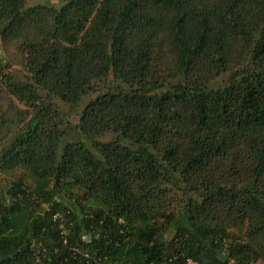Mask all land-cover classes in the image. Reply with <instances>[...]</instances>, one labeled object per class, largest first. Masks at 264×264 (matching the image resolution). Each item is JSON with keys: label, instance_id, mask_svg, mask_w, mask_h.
Returning a JSON list of instances; mask_svg holds the SVG:
<instances>
[{"label": "trees", "instance_id": "obj_1", "mask_svg": "<svg viewBox=\"0 0 264 264\" xmlns=\"http://www.w3.org/2000/svg\"><path fill=\"white\" fill-rule=\"evenodd\" d=\"M26 2L0 264L264 263V0Z\"/></svg>", "mask_w": 264, "mask_h": 264}, {"label": "rangeland", "instance_id": "obj_2", "mask_svg": "<svg viewBox=\"0 0 264 264\" xmlns=\"http://www.w3.org/2000/svg\"><path fill=\"white\" fill-rule=\"evenodd\" d=\"M70 0H27L26 6H52L55 8H60L65 3ZM0 73H9L14 75L18 79H24L27 74L25 55L22 53L17 46L14 44L6 45L0 36ZM1 106L6 118L11 119L16 115L19 109H25V106L17 101L6 89L1 91ZM66 112H70L68 106H63ZM71 121L76 124L78 117L71 115ZM2 135V129L0 127V137ZM21 169H16L13 173L0 172V186L1 188L8 189L14 178V174L21 173ZM36 206V205H35ZM172 234H168L167 238L170 239ZM254 264H264L259 261Z\"/></svg>", "mask_w": 264, "mask_h": 264}, {"label": "built area", "instance_id": "obj_3", "mask_svg": "<svg viewBox=\"0 0 264 264\" xmlns=\"http://www.w3.org/2000/svg\"><path fill=\"white\" fill-rule=\"evenodd\" d=\"M85 255H87V254H85ZM94 264H103V263L100 261H96V263H94Z\"/></svg>", "mask_w": 264, "mask_h": 264}]
</instances>
